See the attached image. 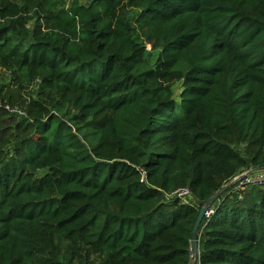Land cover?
Returning a JSON list of instances; mask_svg holds the SVG:
<instances>
[{
	"label": "trees",
	"instance_id": "16d2710c",
	"mask_svg": "<svg viewBox=\"0 0 264 264\" xmlns=\"http://www.w3.org/2000/svg\"><path fill=\"white\" fill-rule=\"evenodd\" d=\"M1 68L0 264H264V0H0Z\"/></svg>",
	"mask_w": 264,
	"mask_h": 264
},
{
	"label": "water",
	"instance_id": "95a60500",
	"mask_svg": "<svg viewBox=\"0 0 264 264\" xmlns=\"http://www.w3.org/2000/svg\"><path fill=\"white\" fill-rule=\"evenodd\" d=\"M264 168H260V169H252L247 171L246 173L230 180L225 186H223L219 192L216 193V196L218 197L221 193H223L224 191L228 190L230 187L234 186L235 184H237L239 181L247 178L248 176L254 174V173H258V172H263ZM211 207V203H208L206 206H204L201 210H200V214H199V218L194 226L193 229V254L195 256V259H198V254H199V250H198V233H199V228L204 220V218L206 217V213L208 212V210ZM197 264V263H196Z\"/></svg>",
	"mask_w": 264,
	"mask_h": 264
},
{
	"label": "rangeland",
	"instance_id": "374dc122",
	"mask_svg": "<svg viewBox=\"0 0 264 264\" xmlns=\"http://www.w3.org/2000/svg\"><path fill=\"white\" fill-rule=\"evenodd\" d=\"M66 1V4H70V2L72 0H65ZM5 86V87H8L9 88H14V89H21V86H16L15 82L13 81L12 79V74L11 72L5 70V69H0V89ZM22 92L26 95V96H29V95H33L35 96L37 92L40 91V87L38 85H32L30 86L29 88H23L21 89ZM2 104V102L0 101V105ZM239 149L244 152L246 155L249 153L247 152V149H246V145L245 144H241L239 145ZM226 185V184H225ZM222 194V193H221ZM211 208V207H210ZM209 214H212V212L210 211V209L208 210V212L206 213V216Z\"/></svg>",
	"mask_w": 264,
	"mask_h": 264
},
{
	"label": "built area",
	"instance_id": "2783aa9c",
	"mask_svg": "<svg viewBox=\"0 0 264 264\" xmlns=\"http://www.w3.org/2000/svg\"><path fill=\"white\" fill-rule=\"evenodd\" d=\"M237 184H239L238 189L242 188V187H245L246 185H254L256 187L264 189V171L263 172L254 173V174L248 176L247 178L239 181ZM176 194L179 197H182V196L190 195L191 192L188 189H182V190L177 191ZM208 215H209V213H208Z\"/></svg>",
	"mask_w": 264,
	"mask_h": 264
}]
</instances>
